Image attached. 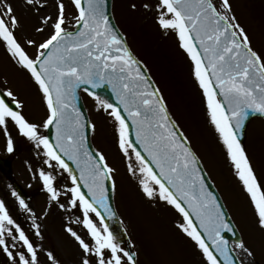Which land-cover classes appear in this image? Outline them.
<instances>
[{
    "label": "snow or ice",
    "instance_id": "obj_1",
    "mask_svg": "<svg viewBox=\"0 0 264 264\" xmlns=\"http://www.w3.org/2000/svg\"><path fill=\"white\" fill-rule=\"evenodd\" d=\"M69 2L76 12L72 30H68L64 0H55L54 16L45 12L49 0H24L25 7L38 15L44 13L35 31L51 29L39 43L26 39L27 46L36 48L33 57L16 35L20 20L11 0H0V46L30 75L46 107L41 122L29 120L23 114V102L5 80L0 88V131L9 153L13 152L9 124L42 151L43 163L53 169L38 172L49 201L62 210L79 212L75 222L87 238L71 226L65 228L80 249L79 264H139L132 246H123L106 223L115 216L107 183L115 189L114 169L102 153L88 149L85 132L89 125L77 106L79 90L93 97L98 110L112 118L128 171L149 200L158 198L180 215L176 227L194 242L203 264H240L223 235L233 227L208 189L199 159L170 116L160 89L111 22L106 0ZM131 7L137 6L133 3ZM143 7L152 6L145 3ZM155 7L156 22L165 34H175L191 63L209 122L249 198L257 226L264 231V184L240 138L250 114L264 116V55L252 47L230 0L218 4L215 0H157ZM105 86L115 102L96 91ZM51 127L55 128L54 142L41 132ZM57 168L71 181L63 192L53 174ZM11 195L31 219L33 235L42 240L41 217L16 191ZM62 195L66 204L61 202ZM236 246L252 256L243 240ZM40 250L7 202L0 199V254L7 257V264H41ZM45 255L50 264H60L53 251Z\"/></svg>",
    "mask_w": 264,
    "mask_h": 264
},
{
    "label": "rangeland",
    "instance_id": "obj_2",
    "mask_svg": "<svg viewBox=\"0 0 264 264\" xmlns=\"http://www.w3.org/2000/svg\"><path fill=\"white\" fill-rule=\"evenodd\" d=\"M64 2L67 5L68 30H72L75 24L72 17L76 12L69 0ZM215 2L218 4L219 0ZM11 3L20 20L16 35L34 57L36 48L27 46L26 39H34L39 43L49 35L51 29L46 28L43 33H37L35 29L40 26L39 16L44 13L38 15L25 7L24 0H11ZM133 3L137 6L135 9L131 7ZM145 3L152 7L144 8ZM156 3L157 0H113L112 17L134 54L143 61L153 77L170 115L221 194L245 246L251 250L252 256H248L237 248L238 260L241 264H264V231L257 226L249 198L209 122L204 98L192 76L187 55L179 48L175 34H165L156 22ZM230 3L238 22L248 33L252 47L264 55V0H230ZM54 4L55 0H49L45 12L54 16ZM5 80L23 102V114L33 122H41L46 116L41 94L30 75L18 68L3 46H0V88L5 86ZM82 98L90 122L94 125V146L114 169L116 208L132 242V249L137 253L139 264H203L194 242L176 227L177 221L182 219L180 215L158 198L149 200L141 191L137 179L128 171V160L118 147L112 118L98 110L96 101L90 96L83 94ZM9 130L13 139V152H7L6 137L0 131V157L11 160L13 177L23 188L27 197L25 202L41 217L39 223L43 239L33 235L31 219L19 209L16 198L11 195L13 189L1 174L0 199L7 202L12 215L41 249V264H50L46 251H53L60 264H79L80 249L65 231L66 227L71 226L87 238L85 230L75 222L79 212L62 210L49 201L38 172L41 168L49 172H53V169L43 163L42 151L20 136L11 124ZM43 130L41 128L42 133ZM246 136L243 147L256 176L264 184V121L253 120ZM132 160L135 162L134 156ZM53 174L57 177V187L63 192L64 186L71 183L67 173L57 168ZM61 202L67 203L63 195ZM0 264H7V257L3 254H0Z\"/></svg>",
    "mask_w": 264,
    "mask_h": 264
},
{
    "label": "water",
    "instance_id": "obj_3",
    "mask_svg": "<svg viewBox=\"0 0 264 264\" xmlns=\"http://www.w3.org/2000/svg\"><path fill=\"white\" fill-rule=\"evenodd\" d=\"M110 6H111V0H106V11L107 13L109 14V16H111L110 14ZM111 19V17H110ZM112 22V20H111ZM113 23V22H112ZM81 90H79L78 92V108L80 109L81 113H82V116H83V119L84 121L88 122L87 120V116H86V112L84 110V107H83V104L82 102L80 101V96H79V93H80ZM98 92V94H100L101 96L103 97H106V98H110L112 100V102H115L114 101V97L110 91V89L105 86V88L103 89H99V90H96ZM255 117H259V118H264V116H261L260 114H250L249 116V119L246 121V126L244 128V130H242L241 134H240V138H241V142L242 144L244 143V140H245V133H246V127H247V124L248 122L252 119V118H255ZM89 125V123H87ZM46 135L51 139L53 140L54 142V137H55V128L54 127H51L50 129H47V133ZM85 135L87 137V145H88V149L89 151H92L93 152V149H92V146H91V142H90V126H88L86 128V132H85ZM134 134H133V139H134ZM95 153V152H93ZM70 163V166L73 168V171L75 172L76 169H75V165H72L71 162ZM0 169L1 171L8 177L10 178V171H9V164L0 160ZM203 170V169H202ZM78 174V173H77ZM203 174L205 176V181L207 183V186H208V189L216 196L219 204L221 205L222 207V210L224 211L225 213V217H226V220L230 223V225H232L233 227V231L232 232H225L223 233L224 237L229 241V246H230V249H231V245H235L237 241L240 240V237L236 231V229L234 228L233 224L231 223L230 221V218L226 212V210H224V206H223V203H222V200L220 199V197L218 196L216 190L213 188L212 184L210 183V181L208 180L207 176L205 175L204 171H203ZM108 183V189H109V202L111 204V206L113 207L114 209V204H113V198H112V188H111V183L110 181L107 182ZM16 190L20 193V190L16 187ZM114 212H115V216L111 219H106V223H108L109 225V228L110 230L116 234L121 243L128 246L129 243H128V240L122 230V227H121V222L116 214V211L114 209Z\"/></svg>",
    "mask_w": 264,
    "mask_h": 264
},
{
    "label": "bare ground",
    "instance_id": "obj_4",
    "mask_svg": "<svg viewBox=\"0 0 264 264\" xmlns=\"http://www.w3.org/2000/svg\"><path fill=\"white\" fill-rule=\"evenodd\" d=\"M237 253V252H236Z\"/></svg>",
    "mask_w": 264,
    "mask_h": 264
}]
</instances>
